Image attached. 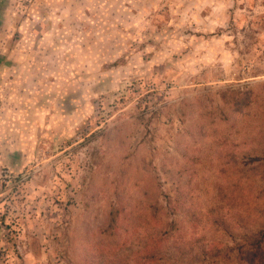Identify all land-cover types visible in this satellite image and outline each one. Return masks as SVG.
Returning <instances> with one entry per match:
<instances>
[{"label": "rangeland", "instance_id": "obj_1", "mask_svg": "<svg viewBox=\"0 0 264 264\" xmlns=\"http://www.w3.org/2000/svg\"><path fill=\"white\" fill-rule=\"evenodd\" d=\"M261 226L264 0H0V264L161 230L158 264H248Z\"/></svg>", "mask_w": 264, "mask_h": 264}, {"label": "trees", "instance_id": "obj_2", "mask_svg": "<svg viewBox=\"0 0 264 264\" xmlns=\"http://www.w3.org/2000/svg\"><path fill=\"white\" fill-rule=\"evenodd\" d=\"M169 230H161L159 234H153L147 240V244L150 245V249L145 257H140L138 264H142L143 260H147L149 264H158L160 252L163 251V247L168 243L171 235H169ZM166 237V238H165ZM241 250L245 255H250L253 258L252 262H247L246 258H243L241 262H246L248 264H264V226L259 227L256 230L250 231L241 240ZM140 254H136V257ZM243 256V257H244ZM123 258L118 256L117 261L108 260L106 264H121ZM244 264V263H241Z\"/></svg>", "mask_w": 264, "mask_h": 264}, {"label": "crops", "instance_id": "obj_3", "mask_svg": "<svg viewBox=\"0 0 264 264\" xmlns=\"http://www.w3.org/2000/svg\"><path fill=\"white\" fill-rule=\"evenodd\" d=\"M250 0H248V2H249ZM253 5H251V7H252Z\"/></svg>", "mask_w": 264, "mask_h": 264}]
</instances>
